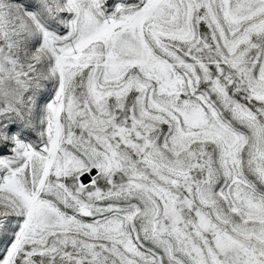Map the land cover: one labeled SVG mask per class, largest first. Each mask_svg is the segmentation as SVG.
<instances>
[{"label":"snow or ice","instance_id":"snow-or-ice-1","mask_svg":"<svg viewBox=\"0 0 264 264\" xmlns=\"http://www.w3.org/2000/svg\"><path fill=\"white\" fill-rule=\"evenodd\" d=\"M0 264H264V0H0Z\"/></svg>","mask_w":264,"mask_h":264}]
</instances>
